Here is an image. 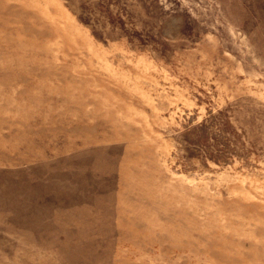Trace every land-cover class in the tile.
Here are the masks:
<instances>
[{"label": "rangeland", "instance_id": "rangeland-1", "mask_svg": "<svg viewBox=\"0 0 264 264\" xmlns=\"http://www.w3.org/2000/svg\"><path fill=\"white\" fill-rule=\"evenodd\" d=\"M0 264H264V0H0Z\"/></svg>", "mask_w": 264, "mask_h": 264}]
</instances>
